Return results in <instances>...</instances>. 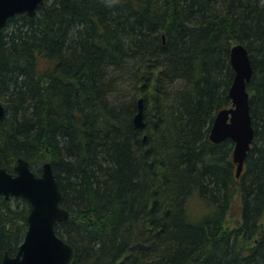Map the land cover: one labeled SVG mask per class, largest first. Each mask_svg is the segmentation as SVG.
Wrapping results in <instances>:
<instances>
[{
	"label": "trees",
	"instance_id": "trees-1",
	"mask_svg": "<svg viewBox=\"0 0 264 264\" xmlns=\"http://www.w3.org/2000/svg\"><path fill=\"white\" fill-rule=\"evenodd\" d=\"M237 43L255 131L239 177L234 142L209 137ZM0 99V167L52 163L73 264H264V0H45L0 29ZM29 211L0 196V264Z\"/></svg>",
	"mask_w": 264,
	"mask_h": 264
},
{
	"label": "water",
	"instance_id": "water-1",
	"mask_svg": "<svg viewBox=\"0 0 264 264\" xmlns=\"http://www.w3.org/2000/svg\"><path fill=\"white\" fill-rule=\"evenodd\" d=\"M45 0H0V29L10 18L26 13L33 16ZM230 61L235 70L229 89L231 106L218 111L209 137L214 143L226 139L234 142L233 159L239 177L251 149L255 131L250 111V93L247 85L253 76L249 50L242 43L231 47ZM144 98L138 100L134 116L137 128L145 126ZM6 115V106L0 99V120ZM0 196L24 197L30 204L28 228L17 252H5L2 264H73L77 255L75 246L57 233V224L66 221L70 212L61 205L62 192L52 163L45 162L40 174L25 158H18L13 171L0 167Z\"/></svg>",
	"mask_w": 264,
	"mask_h": 264
},
{
	"label": "rangeland",
	"instance_id": "rangeland-1",
	"mask_svg": "<svg viewBox=\"0 0 264 264\" xmlns=\"http://www.w3.org/2000/svg\"><path fill=\"white\" fill-rule=\"evenodd\" d=\"M238 206H239V202H238ZM237 221H241V213L238 207L234 208V210H232V212L230 213L228 224L230 226H233L236 225Z\"/></svg>",
	"mask_w": 264,
	"mask_h": 264
}]
</instances>
